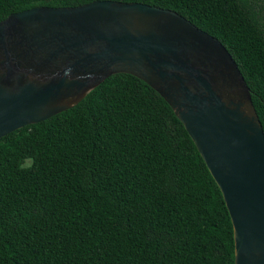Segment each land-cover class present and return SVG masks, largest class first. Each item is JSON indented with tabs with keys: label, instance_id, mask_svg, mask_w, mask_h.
I'll use <instances>...</instances> for the list:
<instances>
[{
	"label": "trees",
	"instance_id": "trees-1",
	"mask_svg": "<svg viewBox=\"0 0 264 264\" xmlns=\"http://www.w3.org/2000/svg\"><path fill=\"white\" fill-rule=\"evenodd\" d=\"M96 0H0V21ZM170 9L237 64L264 132V0H112ZM0 264H234L220 190L168 104L126 74L0 138Z\"/></svg>",
	"mask_w": 264,
	"mask_h": 264
},
{
	"label": "water",
	"instance_id": "water-1",
	"mask_svg": "<svg viewBox=\"0 0 264 264\" xmlns=\"http://www.w3.org/2000/svg\"><path fill=\"white\" fill-rule=\"evenodd\" d=\"M117 74L148 85L184 127L228 211L234 264H264V132L249 88L226 48L170 9L96 0L0 21V138Z\"/></svg>",
	"mask_w": 264,
	"mask_h": 264
}]
</instances>
